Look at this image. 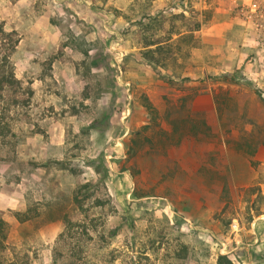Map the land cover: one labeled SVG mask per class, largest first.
<instances>
[{
	"label": "rangeland",
	"instance_id": "374dc122",
	"mask_svg": "<svg viewBox=\"0 0 264 264\" xmlns=\"http://www.w3.org/2000/svg\"><path fill=\"white\" fill-rule=\"evenodd\" d=\"M0 23V264H264V0H0Z\"/></svg>",
	"mask_w": 264,
	"mask_h": 264
},
{
	"label": "trees",
	"instance_id": "16d2710c",
	"mask_svg": "<svg viewBox=\"0 0 264 264\" xmlns=\"http://www.w3.org/2000/svg\"><path fill=\"white\" fill-rule=\"evenodd\" d=\"M19 41L18 34L13 29H8L0 23V96L8 91H16L19 86L18 80L14 77L13 67L10 61V56ZM158 49L161 46L158 45ZM156 50V49H154ZM148 49L145 52H150ZM4 221L0 216V235L3 234ZM218 264H232L231 260L220 255L217 259Z\"/></svg>",
	"mask_w": 264,
	"mask_h": 264
}]
</instances>
